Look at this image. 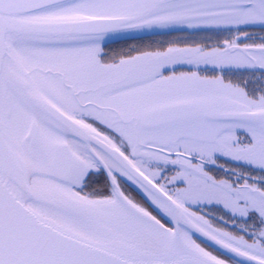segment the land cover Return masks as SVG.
Returning <instances> with one entry per match:
<instances>
[{
  "label": "snow or ice",
  "instance_id": "6c2138e0",
  "mask_svg": "<svg viewBox=\"0 0 264 264\" xmlns=\"http://www.w3.org/2000/svg\"><path fill=\"white\" fill-rule=\"evenodd\" d=\"M0 264H264V0H0Z\"/></svg>",
  "mask_w": 264,
  "mask_h": 264
},
{
  "label": "flooded vegetation",
  "instance_id": "af4514ba",
  "mask_svg": "<svg viewBox=\"0 0 264 264\" xmlns=\"http://www.w3.org/2000/svg\"><path fill=\"white\" fill-rule=\"evenodd\" d=\"M157 39H166V37H157Z\"/></svg>",
  "mask_w": 264,
  "mask_h": 264
}]
</instances>
